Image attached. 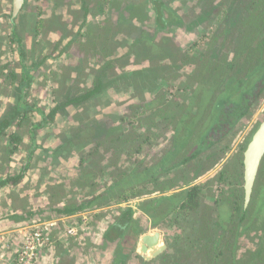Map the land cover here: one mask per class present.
<instances>
[{"label":"rangeland","instance_id":"1","mask_svg":"<svg viewBox=\"0 0 264 264\" xmlns=\"http://www.w3.org/2000/svg\"><path fill=\"white\" fill-rule=\"evenodd\" d=\"M230 2L235 0H163L169 15L171 10L182 18L173 17L159 25L151 0H25L18 19V40L14 41L11 21L5 16L13 11V0H0V118L23 95L14 86L18 79L7 75L11 69L21 68L23 58L30 67L26 97L37 107L29 111V120L36 127L30 123L23 126L25 142L18 151L9 154L5 136L0 135V180L10 173L23 174L0 187L1 253L11 244L20 247L24 229H30L26 225L38 220L54 223L53 248L44 253L49 256L46 264H112L113 253L119 250L129 253L125 264H264V251L257 260L252 254L264 236V157L246 206L247 217L239 224L245 206V168L239 160L264 120V91L247 114L230 120L232 124L221 132L219 142L205 150L201 160L175 167L196 152L198 135L221 115L214 97L208 103L204 99L199 110L203 84L215 93L213 88L218 83L230 77L237 80L248 71L250 61L244 59V53H236L228 35L217 31L222 10ZM40 18L44 22L37 29L33 21ZM243 30L251 32L248 25ZM260 31H264L262 27ZM113 38L117 43L111 44ZM139 39L143 41L140 44L136 42ZM258 41H253L254 47ZM107 54L119 59L108 71L111 84L100 92L101 97L60 109L54 117L49 115L56 104V82L63 78L74 94L80 93L82 87L92 84L95 68ZM228 60L234 61L233 67L227 68ZM1 64L10 65L7 72ZM152 66L157 70L147 69V74L134 77L125 75ZM243 88L234 87L231 98L237 100ZM193 116L196 131L188 144L181 145L175 158L171 155L172 159L164 160L174 137L185 134V123ZM99 119L105 120L104 127L94 124ZM83 124L94 127L57 151L72 128ZM14 129L16 126L10 131ZM160 163V174H148L161 179L176 176L156 187L145 178L144 167ZM134 172L137 176L121 186L133 189L124 199L117 196V190L113 196L73 214L44 217L47 213L38 211L29 217L30 210L48 208L46 202H74L118 181L122 174ZM196 185H202L199 213L203 216L192 214L186 221L177 222L180 212H168V203L152 202ZM121 203L125 206L118 208ZM21 207H25L24 212H18ZM128 208L133 220L125 236L106 240V230ZM16 213H23L24 219H16ZM213 220L217 224L211 227ZM218 224L223 228L218 230ZM17 228H21L18 238V233L6 232ZM153 230L161 232L165 248L158 255L137 256L140 233ZM217 230L222 233L221 254L212 242ZM9 233L15 235L10 243L5 239ZM18 249L12 253L10 264Z\"/></svg>","mask_w":264,"mask_h":264},{"label":"trees","instance_id":"2","mask_svg":"<svg viewBox=\"0 0 264 264\" xmlns=\"http://www.w3.org/2000/svg\"><path fill=\"white\" fill-rule=\"evenodd\" d=\"M153 8L155 9V20L157 24L160 25V23L168 22L169 19L175 17L177 19H181L182 17L180 15H176L174 11H170L169 13L166 12V4L164 5L163 0H151ZM85 9H88L86 7ZM254 11V12H253ZM175 14V15H174ZM6 17H9V20L11 21L12 25V35L14 36V41L18 40L16 38L17 36V30L20 28V24L18 22L19 17H21V11L17 14H14V8L13 11H11L9 14L5 13ZM28 16H31V14H28ZM23 22V21H22ZM36 28L38 29L44 22L43 18L36 19L35 21ZM250 26L251 32L244 31V26ZM219 29L217 31H220L223 35H228L230 38V42L234 43L236 48V53L238 50L240 52L244 53V59L246 61H250V65L248 66L247 73L239 77L237 80H234V77H230L227 80H218L221 83H218L219 85L217 88H213L216 92L213 93L210 88V86H207V84H203V86L200 88V100L198 99V104L200 106L199 110H201V104L203 103L204 99L205 102L208 103L211 97H214L215 99H218L214 106L216 109L221 110L219 116L215 117L213 121L209 124L208 128L202 133L198 135V142H197V148L196 152L192 153L189 156H185L182 160L177 162L175 164V167L183 166L187 164L188 162L201 160L202 156L204 155L205 150L211 147V145H215L219 142L221 139L220 134L223 130L226 129L225 125L232 124L230 121L233 117H236V115L244 116L248 113V110L256 97L259 98V96L262 95L264 91V31H260V27L264 30V0H235V2H230L225 9L222 10V18L220 20ZM160 29V28H159ZM216 31V32H217ZM256 31V32H255ZM91 31H89V34ZM251 33V34H250ZM257 36L259 39L258 44L256 47L253 46V36ZM150 39H153V37L149 36ZM139 44L140 39L138 41ZM117 43V39L113 38L111 44ZM251 54H253L255 57H253ZM119 57L116 55H110L107 54L105 57L102 58L99 67L95 68V76L93 79V82L91 85L84 86L80 89V93L74 94L73 90L70 89V87H67L63 78H60L59 82L57 83L55 90L56 94V104L51 107L49 115L54 117L57 112L62 109L64 110L68 106L71 105H79L83 104L87 99L91 97H101L99 96L100 92L107 88L108 85L111 84V79H109L108 71L113 67V63H115ZM255 59V60H254ZM11 62L8 61L6 63ZM21 62V68L20 69H11L10 74H7L11 76L12 80L14 78L18 79V82L16 81L14 83V86L19 89L20 92H23V95H19V98H17L16 101L12 102L10 104V110L6 112L3 116L0 118V135L4 134L7 147V152L9 154H12L19 150L21 143L25 142V136L23 132V126L25 124H29L33 126V129L36 127L35 123L31 124L32 121L29 120V111L32 109H37L35 105L32 103H29L26 97V86H29L30 83V75H28L29 66L26 64V61H24V58L20 60ZM234 65V61H227V68H231ZM10 67L9 64L2 65L1 69L6 70ZM147 69L150 71L157 70L155 66L141 69L137 71H130L126 72V77L132 76L134 77V74L137 75H143L147 74ZM222 69H225V66L222 67ZM9 71V70H8ZM238 83V85L236 84ZM158 85L157 87H159ZM245 86V88H243ZM234 87L237 88H243L240 94L238 95V99L234 100L231 97L235 96V92L232 91ZM222 91L220 92V90ZM199 90H196V93ZM215 94V95H214ZM225 94V95H224ZM222 95V96H221ZM224 95V96H223ZM226 109V110H225ZM196 116L188 117V122L186 121L185 126V134L179 133V135L174 137V142L171 144L167 157L171 155L172 157L175 156V152L180 151L181 145L188 144L187 141H189L190 135L193 136V132L196 130L194 129V123ZM15 120V121H14ZM16 122L15 125H13ZM103 123H105V120H95L94 124L99 125L100 128L104 127ZM191 124V125H190ZM92 124H83L82 126H78L76 128H72L70 134L66 135V138L63 139L62 144H58V149H62L71 141L76 139L77 137L80 138L79 135H83L84 133H87L89 130H91ZM12 126H16V129L11 130L10 128ZM90 128V129H88ZM98 129V128H96ZM34 139V138H32ZM66 139V140H65ZM184 139V140H183ZM95 142H90L89 145L93 144ZM184 143V144H183ZM13 145L12 148L10 146ZM84 146V145H83ZM60 147V148H59ZM207 153V152H206ZM175 158V157H173ZM172 159V158H171ZM239 163L243 165L242 160H239ZM161 163L159 166H153V165H147L144 167V174L145 178H149L150 182L154 184L156 187H159L161 185H165L166 183H170L172 179L176 176V174H172L170 178L161 179L158 176L153 174H148L152 172H160L161 169ZM147 172V173H146ZM160 174V173H159ZM23 174L18 175H12L11 173L7 175L6 177L1 176L0 180V187L3 185L9 184L12 182H15L18 180V178H22ZM86 176V175H85ZM137 175L132 173L131 175L128 174H122V176L119 178L118 181H113L111 183H108L107 186L100 190L96 191L95 193L90 194H84L80 196L79 198H76V200L73 201H67L62 200L59 202H56L55 204H50V202H46L44 205H49L48 208H43L45 206H39L36 210H30L29 214L31 216H35V214L40 211L42 214H46L44 217H52L53 213H56V216H62V215H69L73 214L79 211H82L83 209L92 207L93 205H96V201L101 198H108L109 196H113V194H116L115 191L119 190V194L117 195L119 198L124 199L126 194L128 192L132 191L133 189L126 188L122 189L121 186L125 185L126 182H129L131 178L136 177ZM245 176V174H244ZM223 179V174H220V180ZM202 185H196L193 187L188 188L187 190H183L180 192H175L167 195H162L161 197H157L152 199V202L156 205L158 203L164 202L165 204L168 203L170 206L169 211L180 212L177 216L178 218L175 220L177 222L186 221L187 218H189L192 214L199 213L203 207L202 200H201V191H202ZM243 202L245 201V206L243 204L242 207V214L239 217V224L245 220L247 217V212L249 211V208H247L246 202V192L245 187L243 185ZM169 189H164V191H168ZM235 190L232 189L231 194L236 196ZM134 194V193H133ZM52 197V195H51ZM113 197H111L112 199ZM178 198V199H177ZM23 199V198H22ZM51 199V198H50ZM68 199V198H66ZM177 199V201H176ZM251 199V198H250ZM176 201V203H175ZM237 201V199H234V203ZM48 203V204H47ZM58 203V204H57ZM167 206V205H166ZM22 209H17L18 212H24L25 207H21ZM145 208V206H144ZM148 213L149 210L146 209ZM49 212V213H48ZM195 212V213H194ZM203 216V214L199 213ZM198 214V215H199ZM16 219H24L23 213H16ZM55 216V215H54ZM27 217V216H26ZM132 221V212L131 209L128 208L127 211L123 212L118 219L112 223L109 226V230L106 232V240L115 241L116 237L114 233L117 234L118 237L123 238L129 229L130 222ZM215 224H217L216 220H213L211 223V227H213ZM241 225V224H240ZM218 230L223 228L220 224L217 225ZM213 230V229H212ZM216 231L215 238L212 240L217 250L219 251L218 254H221L223 252L221 243V232ZM211 242V241H210ZM221 248V249H220ZM264 251V236L262 237L261 242L258 244V247L253 251L254 259L257 260L259 256L262 255V252ZM128 256V253H124L123 251L119 250L116 258L114 259L112 264H125L126 258ZM260 260H262L260 258ZM64 262H62L63 264Z\"/></svg>","mask_w":264,"mask_h":264},{"label":"water","instance_id":"3","mask_svg":"<svg viewBox=\"0 0 264 264\" xmlns=\"http://www.w3.org/2000/svg\"><path fill=\"white\" fill-rule=\"evenodd\" d=\"M25 0H13L14 14L20 12ZM264 157V121L253 134L249 141L244 153V168H245V192L246 202L251 198L253 192L254 183L257 177V173L260 168L261 161ZM161 234L156 231L153 233H147L142 238V249L145 253H151L152 255H158L165 245H160Z\"/></svg>","mask_w":264,"mask_h":264},{"label":"built area","instance_id":"4","mask_svg":"<svg viewBox=\"0 0 264 264\" xmlns=\"http://www.w3.org/2000/svg\"><path fill=\"white\" fill-rule=\"evenodd\" d=\"M33 222L26 225L30 226V229H24L22 245L11 264H38L44 253L52 250V226L54 223L52 221Z\"/></svg>","mask_w":264,"mask_h":264},{"label":"crops","instance_id":"5","mask_svg":"<svg viewBox=\"0 0 264 264\" xmlns=\"http://www.w3.org/2000/svg\"><path fill=\"white\" fill-rule=\"evenodd\" d=\"M13 228H14V227H13ZM12 231H13V232H12ZM19 231H21V228L13 229V230L6 231V232H7V233H8V232L18 233V234H16V235H18L16 238H18V237H19ZM12 233H9V235H6V237L3 236V238L5 237V239H7L8 243H10L9 239L11 240V238H12L13 236H15V235H13ZM19 240H21V238H20ZM19 240H18V241H19ZM17 248H19V247H18V244H16V245H12V244H11L9 250H4V249L2 248L4 251H3L2 253L0 252V264H10V261H11L10 259H12V253H13ZM48 258H49V256H43V257L41 258V260L39 261L38 264H46Z\"/></svg>","mask_w":264,"mask_h":264},{"label":"flooded vegetation","instance_id":"6","mask_svg":"<svg viewBox=\"0 0 264 264\" xmlns=\"http://www.w3.org/2000/svg\"><path fill=\"white\" fill-rule=\"evenodd\" d=\"M264 121V120H263ZM262 122V121H261ZM261 124V123H260ZM260 124H259V126H260ZM226 126V128H229V125L227 124V125H225ZM258 126V127H259ZM258 127H257V129H258ZM256 129V130H257ZM256 130H255V132H256ZM254 132V133H255ZM253 133V134H254ZM247 148V147H246ZM246 150V149H245ZM244 153H245V151H244ZM244 153H243V155H242V159L240 158V161L242 160V162H243V164H244ZM240 166H241V164H240ZM244 171H245V169H244ZM245 173V172H244ZM219 179H220V177H219ZM123 206H125V205H123L122 203L118 206V208H122ZM63 216V215H62ZM62 216H58V217H62ZM118 219V218H117ZM116 219V220H117ZM132 220H133V217H132ZM34 221H38V220H34ZM114 222H115V220H113ZM113 222V223H114ZM31 224V223H30ZM30 224H27V225H30ZM109 229H107L106 230V232L108 231ZM135 230V229H134ZM136 231V230H135ZM156 231H158V232H160L159 230H153V231H151V232H149V233H153V232H156ZM106 232L104 233V238L106 237ZM145 234H147V233H145ZM145 234H141L140 233V238L139 239H137L138 240V245H137V247H135V252H136V255L138 256V255H140V256H142V254L144 253L145 254V252H143V251H141V249H142V238H143V236L145 235ZM160 234H161V232H160ZM114 235H115V237H116V239L118 240H120L121 238L119 237L118 238V236H117V234L116 233H114ZM106 239V238H105ZM162 234H161V241H160V244L162 245L163 243H162ZM115 243V242H114ZM124 247V245L122 244V248ZM124 253H128L127 251H123ZM117 251H115V253H113V258L115 257L116 258V256H117ZM128 255H129V253H128ZM128 257V256H127ZM146 257H148V256H145V258ZM114 258V259H115ZM127 259V258H126ZM147 259V258H146ZM126 262V261H125Z\"/></svg>","mask_w":264,"mask_h":264}]
</instances>
